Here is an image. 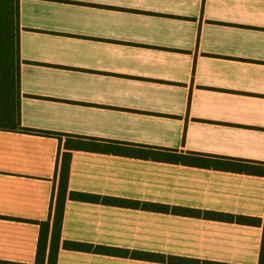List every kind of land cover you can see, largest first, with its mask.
I'll return each instance as SVG.
<instances>
[{"label": "crops", "instance_id": "obj_1", "mask_svg": "<svg viewBox=\"0 0 264 264\" xmlns=\"http://www.w3.org/2000/svg\"><path fill=\"white\" fill-rule=\"evenodd\" d=\"M19 9L21 124L50 134L0 129V264H35L49 220L48 258L65 154L57 264H174L64 242L259 264L264 176L104 146L264 166V0H20Z\"/></svg>", "mask_w": 264, "mask_h": 264}, {"label": "trees", "instance_id": "obj_2", "mask_svg": "<svg viewBox=\"0 0 264 264\" xmlns=\"http://www.w3.org/2000/svg\"><path fill=\"white\" fill-rule=\"evenodd\" d=\"M20 0H0V129L10 131H25L50 134L46 131L30 130L22 127L20 119ZM97 146H100L97 144ZM106 151L124 156L141 157L145 159L159 160L163 162L215 168L233 172L256 174L264 176V166L254 165L248 162L233 161L212 155L199 153H179L176 150L135 148L121 143L104 146ZM70 171V154H65L61 178L57 194V200L53 215V227L51 230L50 253L46 258L48 239L50 234V221L42 222L41 234L38 243L37 260L35 264H57L58 252L61 240V230L64 217V207L67 196V184ZM71 198L76 200H94L87 194L71 193ZM194 214V213H190ZM205 218H213L226 221H237L242 224L261 225L262 220L244 216H233L222 213L204 212ZM264 228V222H263ZM64 247L87 252H99L114 255H131L134 258H142L152 261H169L174 264H225L210 261H199L179 257H164L151 253L117 250L100 246H93L78 242H64ZM259 264H264V231L260 251Z\"/></svg>", "mask_w": 264, "mask_h": 264}]
</instances>
